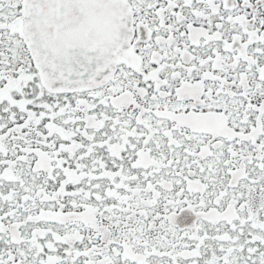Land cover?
<instances>
[{"label":"snow or ice","instance_id":"snow-or-ice-1","mask_svg":"<svg viewBox=\"0 0 264 264\" xmlns=\"http://www.w3.org/2000/svg\"><path fill=\"white\" fill-rule=\"evenodd\" d=\"M0 264H264V0H0Z\"/></svg>","mask_w":264,"mask_h":264}]
</instances>
